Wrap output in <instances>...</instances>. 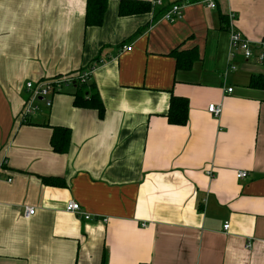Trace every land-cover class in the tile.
Returning <instances> with one entry per match:
<instances>
[{
  "label": "crops",
  "instance_id": "crops-1",
  "mask_svg": "<svg viewBox=\"0 0 264 264\" xmlns=\"http://www.w3.org/2000/svg\"><path fill=\"white\" fill-rule=\"evenodd\" d=\"M86 1L0 0V264H264V89L248 85L264 63L232 58L226 26L232 12L264 38V0H163L187 3L174 21L108 0L99 26ZM191 48L178 68L170 52ZM93 63L102 116L74 106L70 84L22 118L26 82ZM171 95L188 100L184 125L167 121ZM50 125L71 129L67 152Z\"/></svg>",
  "mask_w": 264,
  "mask_h": 264
},
{
  "label": "trees",
  "instance_id": "trees-1",
  "mask_svg": "<svg viewBox=\"0 0 264 264\" xmlns=\"http://www.w3.org/2000/svg\"><path fill=\"white\" fill-rule=\"evenodd\" d=\"M107 1L108 0L86 1L85 26L101 25L103 21V15L107 7ZM190 1L191 0H189V2ZM150 9L151 2L137 0H120L118 6V13L119 15L124 16L148 12ZM170 53H172L175 57L176 66L178 68L183 69H189L193 64V61L198 58L196 48L181 51H177L176 49H174ZM95 65L96 64L93 63L91 67ZM71 85L73 87V91L71 93L73 95V105L81 108L96 109L98 115L102 116L104 112V107L95 83L89 80H86L84 82L80 80H75L71 83ZM248 85L253 88L264 89V75L252 74ZM166 117L167 121L171 124H186L188 118V100L183 97L171 95ZM51 130L52 132L50 136V146L52 150L56 153L67 152L69 148L71 129L67 126L53 125L51 126Z\"/></svg>",
  "mask_w": 264,
  "mask_h": 264
},
{
  "label": "built area",
  "instance_id": "built-area-1",
  "mask_svg": "<svg viewBox=\"0 0 264 264\" xmlns=\"http://www.w3.org/2000/svg\"><path fill=\"white\" fill-rule=\"evenodd\" d=\"M206 5L209 8L215 7V0H205ZM152 8L156 6H162L165 8L164 12L161 15V19L166 21H174L180 19L183 14V9L187 5V3L182 2H173V3H165L163 0H152L151 1ZM227 30L229 32V48L231 50L230 56L234 58L237 54L241 55L246 60H255L259 63H264V38L258 41H251L246 38L241 32L235 29L234 21L235 14L230 12L227 15ZM132 46H123V50H131ZM231 68H236L234 64H231ZM94 66L89 67L87 70L82 72H76L72 74H68L65 76H58L51 78L50 80H46L44 82H38L33 84L32 82H26V88L30 92L28 101L25 102L22 110L21 116L22 118H26V116L33 113L36 107L32 106V101L38 97L45 98L46 96L59 92L64 86L70 85L75 80L86 81L89 80V76L93 71ZM232 88H228L227 91L231 92ZM46 104H51L50 98H45ZM207 110L213 116H219L221 113V105L219 104H209ZM248 172L243 169H239L236 171V177L238 179H243L247 177ZM65 209L72 213H76L81 215L85 220H94L97 219V216H92L89 213L81 211L80 205L76 201L67 202ZM35 211V208L30 206H26L23 212L25 217L31 216ZM106 220V219H104ZM229 227V223L225 222L223 225L224 230H227ZM249 246L250 243H247Z\"/></svg>",
  "mask_w": 264,
  "mask_h": 264
}]
</instances>
